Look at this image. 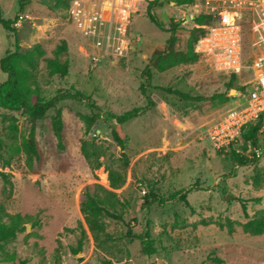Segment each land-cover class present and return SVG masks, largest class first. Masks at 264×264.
I'll return each mask as SVG.
<instances>
[{"label":"rangeland","instance_id":"374dc122","mask_svg":"<svg viewBox=\"0 0 264 264\" xmlns=\"http://www.w3.org/2000/svg\"><path fill=\"white\" fill-rule=\"evenodd\" d=\"M18 1L0 0L1 16L13 19ZM150 1H131L112 13L103 9L105 21L93 34L85 32L89 22L78 24L73 17V0H32L14 20V32L0 25V59L14 49L15 37L20 52L41 47L33 80L44 99L56 98L61 114L58 141L51 128L53 108L33 122L24 109L0 107V173L7 178L0 174V223L15 231L0 242V264H264V231L252 235L242 229L247 220L264 216V152L239 165L232 150L251 158L244 140L222 151L201 134L231 106L242 78L215 71L199 55L193 64L164 72L150 66L142 94V71L170 35L146 17ZM151 11L163 27H175V48L186 51L188 31L200 15L198 1L158 0ZM62 40L66 75L51 73L47 64ZM5 77L0 70V82ZM88 101L98 106L90 124L85 117L94 110ZM134 108L142 112L115 123L112 116ZM112 123L128 160L118 189L107 180L108 168L121 171L122 151L112 138ZM30 138L34 152L26 149ZM82 142L97 147L98 169L84 158ZM97 185L115 192L121 204L109 210L121 212L123 221L99 216L107 236L94 240L80 203L86 191L103 196ZM179 191L188 205L177 199L163 205L145 202L151 195L166 198ZM126 224L135 234L148 233L152 254L144 253L140 239L126 236Z\"/></svg>","mask_w":264,"mask_h":264},{"label":"trees","instance_id":"16d2710c","mask_svg":"<svg viewBox=\"0 0 264 264\" xmlns=\"http://www.w3.org/2000/svg\"><path fill=\"white\" fill-rule=\"evenodd\" d=\"M32 0H19L18 8L13 17V19L4 18L0 13V25L4 30L12 31L15 30L12 27L14 20L18 19L21 14L25 12L26 6ZM158 0H152L146 8V17L160 30L169 31L170 35L166 40V45L162 49H154L148 60V64L144 67L142 74L146 80V84L140 86L142 94H145V85L149 84L151 77V72L149 67H153L158 72H164L168 69L176 67L182 64H193L198 61L199 54L194 51V45L197 39L204 34L205 29L202 25L208 24L210 22V17L200 14L195 19L194 22L198 26H193L188 31L187 38V49L186 51L176 50L175 44L177 42V36L175 33V27L171 26L165 28L162 26L161 22L157 16L151 11L152 5ZM180 4H189L193 0H173ZM170 24L173 23V19H170ZM20 48L17 44V38L15 37V46L12 51H6V53L0 59V70L6 75L5 79L0 82V107L7 110H26L33 122L42 120L48 110L54 109V115L51 119V128L58 141L61 140V114L60 110L56 108L55 100L56 98L46 100L41 96L39 88L35 85L33 80V70L36 68L37 61L43 54L41 47L36 44L30 50L20 52ZM55 56L52 59H47V64L51 73H57L59 75H66L68 69L67 61V49L64 40L55 48ZM64 59L61 61V56ZM230 79H237L235 75H230ZM169 92H174L181 97L191 100H199L201 97H191L185 93H181L176 90L166 89ZM66 96L79 98V95H60L64 98ZM153 103L147 97V106H151ZM86 105L91 108L92 115L85 117L86 123L90 124L94 122L95 117L98 116V106L93 102L88 101ZM142 112L141 109L134 108L123 112L122 114L112 116L116 124H122L129 119L139 115ZM111 135L113 140L119 145L121 149V171L115 169H107V180L109 187L111 189H118L125 182L124 170L127 167L128 160L123 152L124 143L121 136L118 134L114 123L111 124ZM242 138L247 143V147H259L261 153L264 152V126H262L261 119L257 120L255 123L248 125L247 129L242 133ZM233 146H230L231 149ZM249 147V148H250ZM26 149L30 152H34V146L32 139L30 138L26 143ZM81 151L85 159L93 162L92 168L98 169L101 164L98 161V150L97 147L91 145L88 148V144L82 142ZM251 152V158L243 156L244 154L235 153L232 150L233 158L239 165H246L253 162L256 159L254 151L250 148L248 150ZM248 156V155H247ZM4 178L6 175L0 173ZM7 179V178H6ZM10 183V181H8ZM98 188L103 193V196H99L98 193L91 194L88 191L85 192V198L80 203V212L84 217L88 229L92 234L94 240H97L100 235H106L104 227L101 223L97 221L99 216H106L115 220L123 221L122 213H115L109 210V207L121 204L120 200L117 198L114 191L104 189L103 187L97 185ZM180 200L185 205H188L184 191H179L177 193L171 194L166 198L156 195H151L149 200H146V204L151 202H156L158 205H163L170 200ZM241 208L243 213H246V206L242 202ZM127 225L126 236L130 238H137L143 244V251L147 255L152 254V246L148 239V233L144 232L141 234H135L132 228ZM242 229L252 235H259L264 231V216L254 217L247 220L242 224ZM18 232L23 230V227H17ZM15 234L14 227H5L0 223V242H5L12 238Z\"/></svg>","mask_w":264,"mask_h":264},{"label":"built area","instance_id":"2783aa9c","mask_svg":"<svg viewBox=\"0 0 264 264\" xmlns=\"http://www.w3.org/2000/svg\"><path fill=\"white\" fill-rule=\"evenodd\" d=\"M131 1L73 0L71 13L78 24L89 22L85 32L93 34L105 21V4L110 7L107 13H112L125 10ZM195 1L210 22L202 25L205 32L194 51L215 71L242 78L231 106L201 132L213 149L227 151L243 141L248 125L261 119L264 126V0ZM250 148L256 157L261 154L259 147Z\"/></svg>","mask_w":264,"mask_h":264},{"label":"bare ground","instance_id":"6f19581e","mask_svg":"<svg viewBox=\"0 0 264 264\" xmlns=\"http://www.w3.org/2000/svg\"><path fill=\"white\" fill-rule=\"evenodd\" d=\"M135 1H137V0H132V3L135 2ZM102 9H104V10H109L110 7H109L107 4H105V5L102 7ZM127 14H128V12L125 13V17L127 16ZM105 179H106V176H105Z\"/></svg>","mask_w":264,"mask_h":264}]
</instances>
